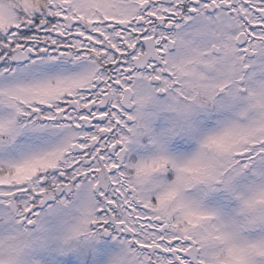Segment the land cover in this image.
<instances>
[{"label": "snow or ice", "instance_id": "obj_1", "mask_svg": "<svg viewBox=\"0 0 264 264\" xmlns=\"http://www.w3.org/2000/svg\"><path fill=\"white\" fill-rule=\"evenodd\" d=\"M0 264H264V0H0Z\"/></svg>", "mask_w": 264, "mask_h": 264}]
</instances>
